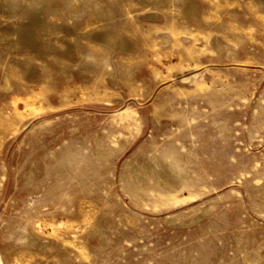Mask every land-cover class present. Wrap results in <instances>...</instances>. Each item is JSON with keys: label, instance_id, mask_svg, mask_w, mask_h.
Instances as JSON below:
<instances>
[{"label": "rangeland", "instance_id": "1", "mask_svg": "<svg viewBox=\"0 0 264 264\" xmlns=\"http://www.w3.org/2000/svg\"><path fill=\"white\" fill-rule=\"evenodd\" d=\"M0 264H264V0H0Z\"/></svg>", "mask_w": 264, "mask_h": 264}]
</instances>
